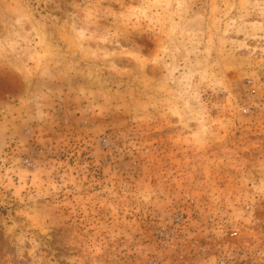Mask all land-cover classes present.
<instances>
[{
	"label": "rangeland",
	"instance_id": "rangeland-1",
	"mask_svg": "<svg viewBox=\"0 0 264 264\" xmlns=\"http://www.w3.org/2000/svg\"><path fill=\"white\" fill-rule=\"evenodd\" d=\"M220 261L264 264V0H0V264Z\"/></svg>",
	"mask_w": 264,
	"mask_h": 264
},
{
	"label": "built area",
	"instance_id": "built-area-1",
	"mask_svg": "<svg viewBox=\"0 0 264 264\" xmlns=\"http://www.w3.org/2000/svg\"><path fill=\"white\" fill-rule=\"evenodd\" d=\"M181 220H182V217L180 216V217H177V218L175 219V222H176V223H181V222H182ZM161 236H162V237H165V238H168V237L170 236V234L164 232V233H161ZM219 264H224V261H220Z\"/></svg>",
	"mask_w": 264,
	"mask_h": 264
}]
</instances>
